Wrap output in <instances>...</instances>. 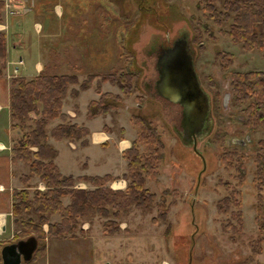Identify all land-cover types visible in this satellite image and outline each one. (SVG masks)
Segmentation results:
<instances>
[{
    "label": "rangeland",
    "instance_id": "374dc122",
    "mask_svg": "<svg viewBox=\"0 0 264 264\" xmlns=\"http://www.w3.org/2000/svg\"><path fill=\"white\" fill-rule=\"evenodd\" d=\"M6 1L2 0L0 11V31L5 35V44L6 34L10 32L6 28V18L17 14L15 10L18 9L7 7ZM49 2L37 11V17L28 14L24 23L27 40L30 35L39 39L41 70L66 69L67 73L77 74L79 78L74 84L77 90H81L78 82L88 75L86 72L95 71L91 73L90 86L117 96L105 113L110 111L116 120L121 112L128 119L135 112L146 116L161 141V158L154 176L145 178L143 183L155 194L149 207L129 204L125 209L119 208L116 215L94 214L80 218V231H76L74 237L44 236L40 240L36 237L37 245L44 247L43 252L19 264H45V259L48 264H259L248 241L257 234L252 208L256 201L253 156L259 149L257 140L264 138V129L251 130L242 123L244 103H234L229 74L231 71L264 70V49H243L239 42L231 40L222 32L227 29L230 18L223 20L219 15L221 21L214 22L201 8L200 0ZM57 3L60 8L54 7ZM214 4L220 9V0ZM59 11H62L61 17H57ZM34 18L42 24L41 27L36 24L35 30ZM182 32L190 39L197 77L210 103L211 124L196 141L194 149L178 137L179 106L156 96L144 85L156 77L154 49ZM224 52L231 55L226 66ZM21 63L20 56L6 60L5 52L1 74L8 83L11 77L19 75ZM71 64L75 65L74 69ZM118 72L136 74L138 88H132L129 95L121 93L108 79L109 74ZM102 82H106L107 88L101 86ZM129 120L133 139L136 131ZM10 127L15 139L12 146L20 133L17 127ZM116 127L117 124L113 125L114 131ZM262 150L264 152V147ZM12 163L15 174L27 172L20 160ZM18 176L14 180L17 188L13 189L24 187L29 195L34 189H44L36 175H29L26 182H21ZM120 177L126 183V178ZM113 179L108 181L109 187L115 183ZM224 182L239 191L236 197L242 226L233 236L228 227L223 229L229 213L219 211L215 205L216 200L226 194ZM74 186L92 187L83 179L74 180ZM161 193L166 206L163 219L157 216L155 209ZM260 194L264 203V185ZM61 201L67 203V196H62ZM5 213L0 246L25 237L18 234L19 226L10 213L7 195L3 200L2 214ZM29 215L35 218L32 212ZM108 218L116 221L117 229L103 232L101 224ZM57 219L55 212L48 216L50 222ZM41 227L45 231L46 223Z\"/></svg>",
    "mask_w": 264,
    "mask_h": 264
},
{
    "label": "trees",
    "instance_id": "16d2710c",
    "mask_svg": "<svg viewBox=\"0 0 264 264\" xmlns=\"http://www.w3.org/2000/svg\"><path fill=\"white\" fill-rule=\"evenodd\" d=\"M200 1L201 8L214 22L221 21L219 15L223 20L230 18L227 29L222 32L231 40L239 42L243 49H264V0H220V9L214 4L216 0ZM2 7L3 2L0 0V11ZM224 54L227 55L226 66L231 55L228 52ZM4 63L5 35L0 31V75ZM229 75L234 103H244L241 108L242 123L251 130L264 129V70L231 71ZM92 76L88 74L78 82V88H86ZM108 79L124 95H129L132 88H138L137 77L133 72L109 74ZM76 83L77 78L73 73L43 70L31 77L17 75L9 79L7 97L10 126L17 127L20 133L17 143L10 147V161L20 160L25 164L27 172L18 176L21 182H26L29 175H36L44 185L43 190L34 189L32 195L24 187L11 191L10 213L18 223L20 236L33 233L39 240L44 236L74 237L75 232L80 231V218L94 214L116 215L119 208L125 209L129 204L147 208L154 199V192L143 183L145 178H151L156 172L162 144L150 120L138 112L130 114L128 119L135 128L136 136L121 151V157L126 161L125 171L121 174L126 178L123 189L109 187L108 181L114 177L108 174L77 175L74 178L58 171L53 161L55 148L47 141L48 137L78 141L79 145L86 142L87 128L70 122L61 110L62 99L66 94L75 97L77 89L73 85ZM95 91L98 97L86 104L87 117L105 113L117 97L110 92H99L96 88ZM33 114L36 116L33 117ZM55 118L57 122L49 126ZM257 144L259 149L253 156L252 173L256 190V201L252 208L257 234L248 241L253 254L260 251L264 240V203L261 202L260 194L264 185V138H259ZM76 179H83L92 187H75ZM224 186L226 194L218 198L215 205L219 211L229 213V220L226 219L223 229L228 227L233 236L242 226L240 204L236 197L239 191L229 187L228 182H224ZM62 196H67V203H62ZM155 209L157 216L163 219L166 206L162 193L155 203ZM30 211L35 218L29 215ZM54 212L58 219L50 222L48 216ZM43 222L47 225L45 231L41 227ZM101 225L103 232L117 229L114 219H105ZM43 249L42 244L37 245L31 258L42 253Z\"/></svg>",
    "mask_w": 264,
    "mask_h": 264
},
{
    "label": "crops",
    "instance_id": "0c3cea01",
    "mask_svg": "<svg viewBox=\"0 0 264 264\" xmlns=\"http://www.w3.org/2000/svg\"><path fill=\"white\" fill-rule=\"evenodd\" d=\"M8 1V2H7ZM6 5L9 8L16 9L17 14L6 18V28L10 31L6 34V60H14L20 56L22 63L18 67V74L31 77L38 73L42 68L41 45L39 39L29 36L27 40L25 36L26 30L24 23L28 18V14L37 17V11L50 3V0H7ZM82 3V1H81ZM54 7L60 8L59 4H53ZM20 8L23 10L20 11ZM68 9V7H66ZM68 11V10H66ZM31 12V13H30ZM57 17H61L62 11L57 12ZM32 14V15H31ZM14 16L15 18H13ZM48 16V15H46ZM41 20L43 18L41 16ZM4 23V22H3ZM40 24L36 18L32 20L33 30L35 25ZM10 33V34H9ZM10 38L13 40H10ZM12 41H17L13 43ZM51 45V44H50ZM53 45V44H52ZM51 45V46H52ZM61 62V61H60ZM58 64V63H56ZM60 65V64H58ZM66 65V64H64ZM63 65V66H64ZM74 69L75 65L71 64ZM7 65H5L6 67ZM56 71V70H55ZM54 70L52 72H55ZM66 71V72H65ZM56 72H65V69ZM95 71H88L87 74ZM97 73V72H96ZM77 79L79 76L76 74ZM82 77V75L80 76ZM107 85L102 82L101 86ZM93 86V85H92ZM88 84L84 89L77 90L74 98H70L68 94L62 99L61 110L67 115L70 122H75L87 128L85 135L86 142L83 145L69 139L55 140L48 137L47 141L55 148L53 161L59 172L63 175H103L108 174L119 179H113L115 183L110 185L114 188H123L125 180L121 178V174L125 171L126 161L121 157V151L130 145L133 129L128 123V116L119 113L118 123L114 119L111 112L97 114L87 117L85 115L86 104L90 99H96L98 93ZM108 86V85H107ZM75 88V85H73ZM105 87V86H104ZM107 88V87H105ZM103 90V89H102ZM108 90V89H104ZM8 80L0 75V230H4L5 214L3 212V200L7 195L10 198V191L17 188L14 185L15 178L19 175L13 172V165L10 161V147L13 142L14 135L10 127L9 111H8ZM68 101V103H66ZM53 119L50 125L56 123ZM116 131L113 125H116ZM17 132V131H16ZM17 134V133H16ZM16 176V177H15ZM115 184V185H114ZM2 209V210H1ZM6 211V210H5ZM8 211V210H7ZM256 259L259 264H264V240L261 243L260 251L256 253ZM45 264H48L46 259Z\"/></svg>",
    "mask_w": 264,
    "mask_h": 264
},
{
    "label": "water",
    "instance_id": "95a60500",
    "mask_svg": "<svg viewBox=\"0 0 264 264\" xmlns=\"http://www.w3.org/2000/svg\"><path fill=\"white\" fill-rule=\"evenodd\" d=\"M155 68L158 80L155 93L179 105L178 137L183 143L203 136L211 124L209 95L200 85L193 62V50L185 32L173 37L167 44L156 47ZM37 246L33 234L0 246V264H19L31 258Z\"/></svg>",
    "mask_w": 264,
    "mask_h": 264
},
{
    "label": "flooded vegetation",
    "instance_id": "af4514ba",
    "mask_svg": "<svg viewBox=\"0 0 264 264\" xmlns=\"http://www.w3.org/2000/svg\"><path fill=\"white\" fill-rule=\"evenodd\" d=\"M154 69H155V71H156V77L152 80V81H148V82H146V83H144V85H145V88H146V90H148L149 88H151L152 89V91H153V94H155L156 96H158V97H160L159 95H157L156 93H155V82L158 80V71L156 70V68H155V64H154ZM160 98H162V97H160ZM164 99V98H163ZM166 100V99H165ZM176 104V103H175ZM178 105V104H177ZM179 106V105H178ZM180 109V108H179ZM179 109H178V113H179ZM178 120H179V114H178ZM179 124V123H178ZM179 126V125H178ZM180 131V127H179V129H178V131H177V133ZM198 139H196L195 140V143H196V141H197ZM188 143H190V146H191V137H190V142H188Z\"/></svg>",
    "mask_w": 264,
    "mask_h": 264
}]
</instances>
